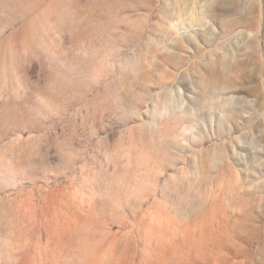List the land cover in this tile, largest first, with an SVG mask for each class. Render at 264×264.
I'll list each match as a JSON object with an SVG mask.
<instances>
[{"label":"rangeland","instance_id":"374dc122","mask_svg":"<svg viewBox=\"0 0 264 264\" xmlns=\"http://www.w3.org/2000/svg\"><path fill=\"white\" fill-rule=\"evenodd\" d=\"M0 264H264V0H0Z\"/></svg>","mask_w":264,"mask_h":264}]
</instances>
